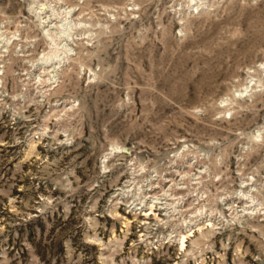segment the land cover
<instances>
[{
  "label": "rangeland",
  "instance_id": "1",
  "mask_svg": "<svg viewBox=\"0 0 264 264\" xmlns=\"http://www.w3.org/2000/svg\"><path fill=\"white\" fill-rule=\"evenodd\" d=\"M0 39V264H264V0H0Z\"/></svg>",
  "mask_w": 264,
  "mask_h": 264
},
{
  "label": "bare ground",
  "instance_id": "2",
  "mask_svg": "<svg viewBox=\"0 0 264 264\" xmlns=\"http://www.w3.org/2000/svg\"><path fill=\"white\" fill-rule=\"evenodd\" d=\"M45 22V21H44ZM52 26V25H51ZM9 38V37H8ZM1 40V39H0ZM58 54V53H57ZM56 57L55 52L54 53H49V56L47 59H54ZM43 64V63H42Z\"/></svg>",
  "mask_w": 264,
  "mask_h": 264
}]
</instances>
